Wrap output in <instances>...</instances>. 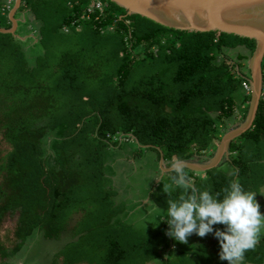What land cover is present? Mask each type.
<instances>
[{
    "label": "trees",
    "instance_id": "trees-1",
    "mask_svg": "<svg viewBox=\"0 0 264 264\" xmlns=\"http://www.w3.org/2000/svg\"><path fill=\"white\" fill-rule=\"evenodd\" d=\"M92 1L22 0L15 16L27 10L34 19L19 21L17 32L24 34L29 23L38 30L32 52L15 34L0 32V135L12 146L0 163V222L18 212L15 243L11 249L0 243V254H15L34 231L58 238L78 212L74 239L62 251L64 264H144L161 256V264L212 262L216 254L203 242L211 234L197 236L203 241L193 251L173 249L166 221L147 231L113 221L121 208L101 179L107 150L122 141L121 134L138 146L160 149L169 164L194 154L210 157L229 123L247 113L251 95L242 82L249 70L235 66H243L255 40L175 29L127 14L111 0H99L103 8L89 12ZM5 2L0 0V26L8 28ZM241 45L248 52L232 64L225 50ZM262 70L264 82V59ZM48 134L54 136L53 155L44 148ZM229 152V172L213 167L205 178L185 173L200 190L218 192L232 179L245 190H259L264 87L252 126L230 142ZM152 194L167 207L168 194L161 188ZM263 259L259 239L244 262Z\"/></svg>",
    "mask_w": 264,
    "mask_h": 264
},
{
    "label": "clouds",
    "instance_id": "clouds-1",
    "mask_svg": "<svg viewBox=\"0 0 264 264\" xmlns=\"http://www.w3.org/2000/svg\"><path fill=\"white\" fill-rule=\"evenodd\" d=\"M170 169L174 173L171 183H164L162 189L168 194L164 215H159L160 208L153 202L147 215L157 213L159 221L167 223L166 236L180 243H187L192 234L199 237L212 234L219 245L220 261L244 264L245 252L254 249L264 234V212L255 199L257 193L264 195V188L245 190L238 179H232L218 192L200 190L179 162L173 161ZM177 188L181 191L173 199L170 193Z\"/></svg>",
    "mask_w": 264,
    "mask_h": 264
},
{
    "label": "rangeland",
    "instance_id": "rangeland-1",
    "mask_svg": "<svg viewBox=\"0 0 264 264\" xmlns=\"http://www.w3.org/2000/svg\"><path fill=\"white\" fill-rule=\"evenodd\" d=\"M27 12V10H24L20 12V14L17 16L18 18L23 19V15ZM32 17V16H31ZM30 17V18H31ZM28 20L29 17L27 18ZM25 21V20H23ZM32 25L29 23L26 25V29L24 30V34L27 33L28 27H31ZM18 29V26H17ZM33 34V32L28 31V34ZM36 37L38 36V33L35 32L34 34ZM33 40L30 41L29 44H31ZM28 44V45H29ZM26 47V45H25ZM28 47V46H27ZM36 48V47H35ZM33 48V50H35ZM245 48V46H237L235 48H227L225 51V54L227 55V58L230 60V62L235 63L238 60L237 56L240 53L248 52V50ZM29 52V53H31ZM33 54V53H31ZM248 58L245 60H241L242 67L235 66V69H238L240 72H247L248 68ZM237 67V68H236ZM243 120L239 119L237 121H232L229 123V128H233L240 124ZM227 128V130L229 129ZM223 135V134H222ZM54 139V136L48 134L45 138V146L44 148L46 151L51 152L52 155L54 154V147L52 140ZM119 148H116L113 150L109 155L108 159L111 160V162L105 163V171L104 173H109L115 175V177H105L106 175L102 177L101 181L103 182V185L105 186L107 184V190L113 193H118L121 191V194L125 193L130 196V200L128 199V203L126 205H130L131 207L136 206L137 200L142 197L148 198L149 195L153 196L152 192L154 191V186L156 182V177L154 176L155 172L158 171L156 168H159L157 166V161L155 160V152L154 149L146 148L138 146L136 143L131 141H125L122 140L119 142ZM111 148V146L109 147ZM12 149V146L10 143H8L6 140H4L0 135V163L6 159V156L8 152ZM121 155V156H120ZM115 156H120V158H115ZM133 159V160H131ZM226 160V159H225ZM222 162V161H221ZM219 163V165L221 164ZM139 167V168H137ZM218 168L221 171L229 172L231 170V167L228 164V161H223ZM160 169V168H159ZM3 178L0 173V184L2 183ZM261 188H264V184L260 186L259 190ZM152 191V192H151ZM163 191V190H162ZM115 193V194H116ZM259 194V193H258ZM258 194H256L255 199L260 204L261 208L260 210L263 212L264 210V195H260L261 200H258ZM114 198V196H112ZM115 200V199H114ZM141 202H143L141 200ZM122 205H125L124 202H122ZM116 209H120L122 207L121 203L116 202ZM141 204V203H140ZM106 205V204H105ZM141 205H145L144 203ZM160 208V207H159ZM118 215V214H117ZM117 215L115 216L117 218ZM159 215L163 216L164 211L163 207L159 210ZM79 218V213L76 212L72 215L70 222L75 221ZM18 220V212H12L9 214H6L2 221L0 222V243L3 244L7 249H11L15 243V235L14 231L16 229V224ZM133 219H131L132 221ZM73 222H71L73 224ZM159 222V223H158ZM70 223V224H71ZM158 223V224H156ZM163 221H159V217H157V213H152L151 215L144 216L142 219H140L136 224L127 222V225L131 226L133 229L139 230V231H147L149 229H154L159 226H161ZM156 224V226H154ZM216 226V225H214ZM221 227V226H218ZM68 229L65 232L64 239L61 240L58 238H45L43 235H41L40 232L34 231L32 236H29L23 245V250L20 252H16L13 255H10L8 257H3L0 254V264L6 262L8 264L11 262H15V264H27L26 258L28 257V260H38V263H40V255H45L46 259L40 264H64V256L63 255H57L55 259L52 258L53 252L56 250L57 252L59 250H63V247L74 239L72 236L71 231ZM32 237V238H30ZM78 238V237H76ZM75 238V239H76ZM198 240L194 236V234L190 235L187 238V243H180V246L182 248H186L185 246H193L196 245V242ZM70 250V249H69ZM60 251V252H61ZM86 259L83 257V260ZM160 260V261H159ZM87 261H81V263L78 264H86ZM88 263V262H87ZM75 264V263H74ZM145 264H161V259H155L151 260L149 262H146Z\"/></svg>",
    "mask_w": 264,
    "mask_h": 264
},
{
    "label": "water",
    "instance_id": "water-1",
    "mask_svg": "<svg viewBox=\"0 0 264 264\" xmlns=\"http://www.w3.org/2000/svg\"><path fill=\"white\" fill-rule=\"evenodd\" d=\"M127 14H140L162 25L186 31L232 33L255 40L248 59L250 101L243 121L222 135L213 154L202 164L206 170L229 158L230 142L249 129L263 94L264 0H111ZM22 0H14L8 11L11 26L0 32L16 34L15 16ZM200 169V168H199Z\"/></svg>",
    "mask_w": 264,
    "mask_h": 264
},
{
    "label": "crops",
    "instance_id": "crops-1",
    "mask_svg": "<svg viewBox=\"0 0 264 264\" xmlns=\"http://www.w3.org/2000/svg\"><path fill=\"white\" fill-rule=\"evenodd\" d=\"M32 15L30 14V13H25L24 15H23V19H21V18H18L17 16V18H18V28H19V21H22V22H24L23 20H27V18L29 17V19L30 20H32V19H34L33 18V16L31 17ZM31 17V18H30ZM28 29V31H30V29H31V31L33 32V34H28V31H27V33L26 34H19L18 32H17V30L18 29H16V34H15V36H17L18 38H20L22 41H24L25 42V44H24V48L27 50V51H31L33 48H35V49H38V47H37V43H38V40H39V35L36 37L34 34H35V32H37L38 33V30H36V28H34V27H28L27 28ZM25 33V32H24ZM31 40H33V42L31 43V44H29L30 43V41ZM29 44V45H28ZM25 45H26V47H25ZM28 46V47H27ZM33 54H31L30 55V57L31 58H33ZM116 148H119V145H116V146H111V148H109L108 150H107V155H106V161H105V163L107 164L108 162H111V160L110 159H108V155L113 151V150H115ZM146 148H148V147H146ZM154 152H155V160L157 161V166H159V168H156L158 171H156L155 172V174H154V176L156 177V184H155V186H154V191L157 189V188H161V189H163V184L164 183H171V181H170V177H171V169H170V164H169V162L167 161V160H165L164 159V156H163V154H162V152H161V150L160 149H158V148H156V149H154ZM121 156V155H120ZM120 156H115V158L117 157V158H120ZM207 159V157L204 155V154H194V156L192 157V158H190V159H182V160H175V161H177V162H179L181 165H182V167H183V169H184V171L186 172V170H189V171H192V173H193V175H198V176H201V178H205V176H206V171L208 170V169H206V170H202L203 168H204V166H202V164L205 162V160ZM131 160H133V159H131ZM223 161H227V160H225V159H223ZM222 161V162H223ZM222 162H221V164H222ZM220 164V165H221ZM219 164L218 165H216V166H214V167H218V166H220ZM137 168H139V167H137ZM200 168V169H199ZM213 168V167H212ZM210 169V168H209ZM106 172V171H105ZM110 173V172H109ZM109 173H104L106 176L105 177H115V175H113L112 176V174H110L109 175ZM187 173V172H186ZM201 173L203 174V175H201ZM192 182H193V179H192ZM194 183V182H193ZM106 187H107V184L105 185ZM153 191V192H154ZM152 192V191H151ZM152 192V193H153ZM116 193V192H115ZM113 193L112 195H111V201L112 202H114V204L113 205H116L115 204V200H116V202H119V203H121V205L123 204L122 202H124V204L125 205H122V207H121V209L119 210V212H118V215H117V218L116 217H114V219H113V221H115V222H122V223H127V222H131V223H133L134 222V224H136L140 219H142L144 216H147V214H148V211H147V208H148V206L150 205V203L151 202H153L157 207H162V206H160V205H158L155 201H154V199L152 198V196H150L149 195V197L148 198H146L145 196L144 197H142V198H140L139 200L140 201H138L137 200V202H136V206H130V205H126V203H128L127 201H128V199L130 200V196H128V194H121V191H119L118 193ZM258 194V193H257ZM261 194L259 193L258 194V200H261V196H260ZM112 196H114V198H112ZM115 199V200H114ZM141 200L143 201V202H141ZM125 201H126V203H125ZM145 204V205H141V204ZM94 205V204H93ZM163 209H165L164 207H163ZM263 212H264V210H263ZM131 219H133L132 221H131ZM71 222H73V221H71ZM71 222H69V226L67 227V229H65L60 235H59V237H58V239H61V240H65L64 239V236H65V232L69 229L70 231H71V226L72 225H74L75 224V221L73 222V224L71 223ZM163 222H165V221H163ZM71 223V224H70ZM69 231V232H70ZM38 232V231H37ZM72 233V232H71ZM33 235V234H32ZM31 235V236H32ZM194 236L196 237V239L198 240L197 242H196V245H193V246H185L186 247V249H188V250H194V249H196L197 248V246H198V244L201 242V241H203V240H201L199 237H197L195 234H194ZM30 238H32V237H30ZM260 239H262L263 240V244H264V234H262L261 236H260ZM73 240V239H72ZM203 242H205V243H208L209 244V249H211L212 251H214V253L216 254V257L212 260V262H207V263H202V262H195V261H193V262H190V263H188V264H227V262L226 261H220L219 260V258H218V251H219V245H218V242H217V240L212 236V234H211V236H208ZM24 245V244H23ZM176 246H177V248L178 247H182V246H180V243H178L177 241H174L173 240V243H172V248L173 249H175L176 248ZM23 246L19 249V251L21 252L23 249ZM162 248V247H161ZM19 251H17V252H19ZM61 250H59L58 252L55 250L54 252H53V255H52V258L53 259H55V257L58 255H63V252L62 251H65V246L63 247V250L60 252ZM160 251H162V249L160 250ZM164 251V250H163ZM162 251V252H163ZM164 253V252H163ZM164 255V254H163ZM46 256L45 255H40V263H42L43 261H44V259H46L45 258ZM163 256H161V257H157V258H154V259H152V261L153 260H155V259H161ZM26 263L27 264H40V263H38V260H36V261H34V260H28V257L26 258ZM149 261H151V260H148V261H146V262H149ZM160 261V260H159ZM85 262V261H84ZM146 262H144V264L146 263ZM79 263H81V262H79ZM8 264H15V262H10L9 263V261H8ZM20 264H22V263H20ZM75 264H78V263H75ZM86 264H88L87 262H86ZM244 264H258V263H254V262H250V261H245L244 262ZM261 264H264V259H263V262L261 263Z\"/></svg>",
    "mask_w": 264,
    "mask_h": 264
},
{
    "label": "built area",
    "instance_id": "built-area-1",
    "mask_svg": "<svg viewBox=\"0 0 264 264\" xmlns=\"http://www.w3.org/2000/svg\"><path fill=\"white\" fill-rule=\"evenodd\" d=\"M12 3H14V0H6L5 4L2 7V12H7L10 10V8L12 7L11 5H13ZM94 8H99L102 9L103 8V4L101 3V1L99 0H93L87 7V10L89 12L93 11ZM67 27H64L63 30L67 31ZM242 85L244 87V89H246V91L249 92L250 89V83H249V79H244V81L242 82ZM121 140H125V141H129L130 138L128 136L123 137V134H121ZM119 138L118 134L116 136H114V139Z\"/></svg>",
    "mask_w": 264,
    "mask_h": 264
}]
</instances>
